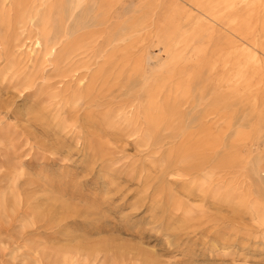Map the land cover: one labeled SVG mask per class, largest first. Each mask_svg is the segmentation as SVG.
Here are the masks:
<instances>
[{"label":"bare ground","instance_id":"bare-ground-1","mask_svg":"<svg viewBox=\"0 0 264 264\" xmlns=\"http://www.w3.org/2000/svg\"><path fill=\"white\" fill-rule=\"evenodd\" d=\"M39 1L42 9L32 7L34 0H0V55L6 61L0 89L14 76L16 85L33 86L51 64L62 76L51 90L50 83L39 86L20 109L24 117L50 128L65 147H78L87 168L106 158L114 136L139 134L142 146L172 139L159 165L162 176L196 173L185 182V195L211 196L264 223V152L244 160L261 201L252 204L223 183L211 189L216 169L237 162L254 131L264 133V0H129L114 10L115 0ZM9 4L19 7L17 18ZM90 11L97 19L92 25L108 23L105 35L82 33L90 27ZM90 49L84 61L81 55ZM72 119L92 129L83 136L68 131ZM111 171L101 168L105 182L114 181ZM159 179L156 189L167 196L159 208L189 217L190 200ZM261 243L264 251V233ZM66 248L61 263L75 264L72 247Z\"/></svg>","mask_w":264,"mask_h":264},{"label":"rangeland","instance_id":"rangeland-1","mask_svg":"<svg viewBox=\"0 0 264 264\" xmlns=\"http://www.w3.org/2000/svg\"><path fill=\"white\" fill-rule=\"evenodd\" d=\"M128 4L115 0L113 10ZM33 6L43 7L39 0ZM7 7L17 18L19 7ZM94 12L82 33L92 29L103 36L108 23L92 25ZM98 40L96 50L102 38ZM92 51L81 55L84 61ZM1 55L0 67L6 64ZM38 76L33 86L16 85L14 76L0 89V264H62L66 247H72L69 256L75 264H264V223L245 210L215 203L211 196L185 195V182L196 173L161 175L159 165L174 140L142 146L139 134L114 136L106 158L87 168L78 147H65L50 128L24 117L20 109L39 86L50 83L51 90L62 79L53 64ZM119 100L114 99V106ZM46 104L53 101L46 99ZM85 107L79 111L82 116ZM69 123L67 130H80L82 136L92 129L83 119ZM262 131L249 136L237 162L216 169L212 190L223 183L243 191L252 204L262 200L244 168L245 161L264 152ZM110 166L115 179L105 182L100 170ZM159 178L190 200L189 217L159 208L167 199L156 189ZM100 244L104 249H88Z\"/></svg>","mask_w":264,"mask_h":264}]
</instances>
